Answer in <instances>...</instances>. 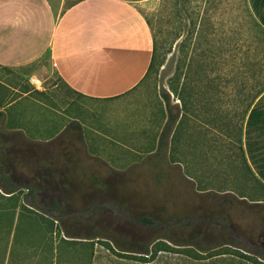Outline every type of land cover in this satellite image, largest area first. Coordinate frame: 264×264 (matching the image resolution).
<instances>
[{"label": "rangeland", "instance_id": "obj_1", "mask_svg": "<svg viewBox=\"0 0 264 264\" xmlns=\"http://www.w3.org/2000/svg\"><path fill=\"white\" fill-rule=\"evenodd\" d=\"M76 1L66 0L64 10ZM162 1L151 0L140 6L152 30L159 31L161 46L164 45L160 63L134 89L116 98L92 99L78 94L56 70L48 73L31 67L8 69L0 65V104L4 112V116L0 115V134L22 129L33 139L47 141L58 137L67 123L75 121L82 128V136L76 137L82 154L93 156L92 160L107 177L102 180L105 187L98 188L90 201L89 212L81 213L67 201V186L30 176L16 158L13 143L8 142V148L2 152L0 136V181L19 186L13 198L0 187V264H264V235L258 233L256 240H252L234 228L215 231L216 241L232 237L237 242L238 245L216 249L229 251L227 254L196 259L192 250L210 245L211 239L195 238L188 250L161 237L173 249L161 251L150 262L137 260L136 255L119 249L110 239L72 237L66 231L113 233L117 228L150 240L159 234L183 233L179 228L167 230L173 220L161 221L165 216L160 211L164 204L169 208L168 217L178 212L185 217L180 224L187 226L192 219L189 215L194 212L189 214L186 208L210 196L251 202L262 198L264 203V186L248 170L240 147L244 109L249 96L258 89L260 75L264 76L263 28L252 16L248 0H190L192 15L185 21L180 19L181 2L173 7L169 2L171 5L166 8ZM40 13L37 18L29 11L18 16V11L11 7L13 18L6 22L12 23L14 19L15 25L20 23L8 32V63L24 60L47 40V31L34 32L38 23L44 22L43 11ZM192 16L196 25L191 23ZM36 35L41 38L33 42ZM200 52H204V57L209 55L202 75L197 73L203 62ZM183 62L193 68V78L198 74L203 82L208 83L210 78L219 82L214 91L200 94L202 102L197 107L185 106L171 89V81ZM34 73L43 80L44 87L30 82ZM185 81L183 74L180 89ZM25 88L32 91L23 93ZM35 88L46 90L43 100ZM164 94H169L170 102ZM168 118L172 119L166 167L169 188L162 189L152 178L141 176L117 196L108 178L109 166L117 170L134 167L136 174L142 175L141 163L159 147ZM79 180L84 183V177ZM79 180H74L75 187L80 185ZM127 195L133 197L136 205L150 207L157 213L159 218L154 226H135L128 221L129 214L122 207L131 198ZM25 205L28 207L24 209ZM10 210L16 212L12 224ZM19 213L24 215L20 217ZM78 215L82 219L78 220Z\"/></svg>", "mask_w": 264, "mask_h": 264}, {"label": "trees", "instance_id": "obj_2", "mask_svg": "<svg viewBox=\"0 0 264 264\" xmlns=\"http://www.w3.org/2000/svg\"><path fill=\"white\" fill-rule=\"evenodd\" d=\"M178 1L181 2V12H179L180 19L181 21H185L190 17V15H192L189 6L190 0H174V2L173 0H166V3L165 0H163L162 6L168 8L171 5V2L173 3L171 7L177 6ZM251 14L255 18L252 12ZM191 21L192 24L196 25V20L193 16ZM256 22L264 30V27L257 19ZM158 33L159 31H153L154 51L149 69L145 77L153 72L160 63V58L162 56L161 49H163L164 45L161 46L162 41L160 40ZM235 45L237 46V44ZM200 53V55L202 56L201 61L203 62H200L199 64V67L197 69L198 74H200L202 71L205 72V69H207L205 58H207L208 53L207 55H205V57L204 52ZM209 63L210 62H208V64ZM193 71L194 70L191 65L183 62L182 65L180 64V66L178 67V71L173 77L170 85L172 91L179 94L180 98L184 101L185 106L193 104L197 107V104H200L202 102L201 95L206 94L209 90L214 91L219 85V82L217 78H210L208 83L203 82L202 78L198 74L195 78H193ZM183 74H185L186 81L183 82V85L180 89L179 83ZM33 90L37 95L41 97V99L47 95L46 90L38 88H35ZM263 90L264 76L260 75L258 89L249 96V102L244 109V122L252 105V102ZM22 91L32 90L31 88H25ZM79 94L83 95L80 92ZM164 97L166 101L170 102L169 94H164ZM0 115L4 116V112L1 109V104ZM171 121L172 119L168 118V121L165 125V130L160 137L159 147L156 150L150 152L141 163L143 167L142 175L136 174L134 167H131L127 170H117L114 169L113 166H109L108 178L111 181L112 189L115 191V194H117V196L120 197V192H122L123 188L127 189L128 184L135 182V178H140L141 176L152 178L162 189L169 188L170 185L167 182L168 172L166 167L169 163L168 141L169 133L172 129ZM70 130H74L76 136H82V128L75 121H71L69 124H67L66 128L61 132V134L50 141L33 139L27 136L22 129L16 130V132L9 134L1 131L0 136L2 140L1 142L3 143L2 152L8 148V142L13 143L17 148V151L15 153L16 158L21 161L22 166L26 168L30 176L35 179L47 180L59 185L64 184L70 189L69 197H67V201H69L70 206H72L74 209H79L81 213H87L91 208L90 201H92V199L96 197V191L98 188L101 189L105 187L102 180L107 179V177L103 171L99 170L95 161L92 160L93 156H87L81 153V158L74 162L67 159L60 152L59 142L61 141V135H65V133ZM240 142V147L242 149L247 168L252 173L245 155L242 136L240 137ZM27 156H33V158L27 159ZM4 175H6L9 179L12 178V175L8 172L4 171ZM80 176L84 177V183H80V185L78 184L77 187H75L74 180H79ZM261 184L264 186L263 183ZM0 187L5 192L11 193L9 197L12 198L13 195H15L14 193L19 189L18 184H8L7 182L3 181H0ZM127 196L131 198L126 199L122 207L129 214V216L127 217L128 221L132 222L135 226H154L156 219L159 218L157 216V213L150 207L146 208L136 205L134 203L133 197L129 195ZM261 199L262 198H257L252 202L247 199L232 201L213 199V197L210 196L208 200L202 201L192 206H188L186 208L187 213L190 214L191 212L189 211L192 210L194 212L190 215L188 214L192 219L188 221L187 226L180 224V221L185 219V217L180 216L178 212L170 214L168 217V215H166V212L168 213L169 208L168 205L164 204L160 209V211L165 214V216L161 217V221L169 222L173 220L174 222H172V224L168 226L167 230L172 231L175 228H179V230H181L183 233L178 234V236L173 235L171 232L165 233L164 235H155L150 240H142L136 235H129L117 228L113 233L99 231L95 234H82L80 232L72 231L69 229H67L66 231L68 235L72 237H103L110 239L116 242V245L119 249L129 251L132 253V255H136L134 257H136L137 260H143L145 262H150L157 259L161 251H170L173 249V246H171V244H169L167 241L159 239L161 237H166L175 244L181 245L188 250H190L189 248L192 247L190 245H194L195 238L203 237L205 239H211V244L207 246H198L196 250L193 249L192 251L194 252H191L192 256L196 259L216 257L222 254L229 253V251L216 252V249H218L219 247L238 245L232 237L223 239L221 238V240L216 241L217 239L215 238V231L218 229L221 232H226L229 231L230 228H234L235 231L238 230L239 233H241L244 237L256 240V235H258V233H261V229L264 228V203L260 201ZM57 204L59 206V202H57ZM26 207L28 206L25 205L24 209ZM64 207L66 206H63V208ZM9 214L11 215L12 224L16 212H14V210H10ZM23 215V213H19L20 217H22ZM76 217L78 220L82 219V216L78 215ZM21 220L22 219H20L19 222H24ZM109 247H112V245L109 244ZM135 252L140 254H136Z\"/></svg>", "mask_w": 264, "mask_h": 264}, {"label": "crops", "instance_id": "obj_3", "mask_svg": "<svg viewBox=\"0 0 264 264\" xmlns=\"http://www.w3.org/2000/svg\"><path fill=\"white\" fill-rule=\"evenodd\" d=\"M148 1L78 0L64 10L66 0H0V65L48 73L56 70L70 88L88 98L121 96L140 84L152 60L153 30L140 9ZM248 4L264 27V0H248ZM11 7L18 16L29 11L37 18L43 11L44 22L34 32L48 34L40 48L16 63H8L11 58L6 57L8 32L20 23L6 22L13 18ZM40 38L36 35L33 42ZM242 140L252 174L264 184V90L252 102Z\"/></svg>", "mask_w": 264, "mask_h": 264}, {"label": "flooded vegetation", "instance_id": "obj_4", "mask_svg": "<svg viewBox=\"0 0 264 264\" xmlns=\"http://www.w3.org/2000/svg\"><path fill=\"white\" fill-rule=\"evenodd\" d=\"M74 130L65 133V136L59 142L60 152L69 160L76 162L81 158V148L76 139ZM81 183V181L79 180ZM261 234L264 235V228L261 229Z\"/></svg>", "mask_w": 264, "mask_h": 264}, {"label": "built area", "instance_id": "obj_5", "mask_svg": "<svg viewBox=\"0 0 264 264\" xmlns=\"http://www.w3.org/2000/svg\"><path fill=\"white\" fill-rule=\"evenodd\" d=\"M29 79H30V82L33 83L35 86L40 87V88L44 87L43 80L38 75L33 74L29 77Z\"/></svg>", "mask_w": 264, "mask_h": 264}]
</instances>
